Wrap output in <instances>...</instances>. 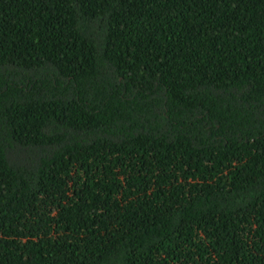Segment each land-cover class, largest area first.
<instances>
[{
	"label": "trees",
	"instance_id": "trees-1",
	"mask_svg": "<svg viewBox=\"0 0 264 264\" xmlns=\"http://www.w3.org/2000/svg\"><path fill=\"white\" fill-rule=\"evenodd\" d=\"M0 264H264V0H0Z\"/></svg>",
	"mask_w": 264,
	"mask_h": 264
}]
</instances>
